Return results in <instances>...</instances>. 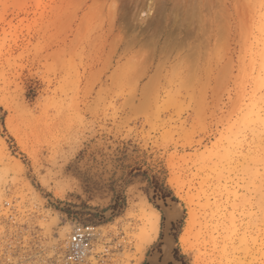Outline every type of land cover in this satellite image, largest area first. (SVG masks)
Here are the masks:
<instances>
[{
  "label": "rangeland",
  "instance_id": "1",
  "mask_svg": "<svg viewBox=\"0 0 264 264\" xmlns=\"http://www.w3.org/2000/svg\"><path fill=\"white\" fill-rule=\"evenodd\" d=\"M76 224L81 264H264V0H0V264Z\"/></svg>",
  "mask_w": 264,
  "mask_h": 264
},
{
  "label": "built area",
  "instance_id": "2",
  "mask_svg": "<svg viewBox=\"0 0 264 264\" xmlns=\"http://www.w3.org/2000/svg\"><path fill=\"white\" fill-rule=\"evenodd\" d=\"M9 207V204H5ZM95 227L76 224L66 242V260L70 264H81L86 261L92 244L97 241Z\"/></svg>",
  "mask_w": 264,
  "mask_h": 264
},
{
  "label": "bare ground",
  "instance_id": "3",
  "mask_svg": "<svg viewBox=\"0 0 264 264\" xmlns=\"http://www.w3.org/2000/svg\"><path fill=\"white\" fill-rule=\"evenodd\" d=\"M187 1L188 0H186V2ZM200 4L201 3H199V5ZM175 5H177V4L175 3ZM178 6L179 5L176 6V9L181 8ZM183 7L181 9H185ZM200 7H202V6H200ZM166 8H168V7L166 6ZM137 210H138L137 218L140 220L141 225H142V227L139 228V234L137 236V240H138L139 244L141 245V248L145 249V246H149V245L153 244V242L156 240V238L158 236V233H159V212L156 209H154L152 206H150L149 204H146V203L144 205L142 204V206L140 205L139 209H137ZM148 210H150L149 213H148ZM61 239H62V237H61Z\"/></svg>",
  "mask_w": 264,
  "mask_h": 264
}]
</instances>
